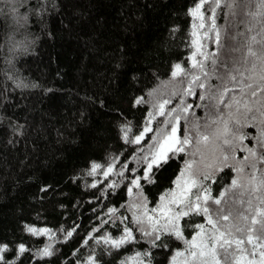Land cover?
<instances>
[{
  "label": "trees",
  "instance_id": "obj_1",
  "mask_svg": "<svg viewBox=\"0 0 264 264\" xmlns=\"http://www.w3.org/2000/svg\"><path fill=\"white\" fill-rule=\"evenodd\" d=\"M199 2L28 0L21 11L30 13L36 43L19 62L24 83L0 77V246L8 248L0 255L10 264H88L90 258L121 264L145 251L146 264H172L205 217H183L182 238L163 234L156 243L167 246L152 247L131 200L139 196L157 207L197 141L221 124L247 134L243 150L264 154L257 140L264 125L246 123L234 108L250 97L249 84L258 89L261 83V62L248 57L250 47H264V17L250 15L260 0H219L220 7L206 0L194 17L190 11ZM9 6L0 0V9ZM6 27L0 20V40ZM173 127L177 140L189 143L162 167L153 165L150 182L144 177L155 139ZM239 153L248 178L264 171V162ZM137 178L139 188L132 184ZM235 178L227 167L204 184L220 198ZM236 191L216 207L238 209L259 229L251 219L259 215L261 194ZM125 227L133 242L109 249L103 237H119Z\"/></svg>",
  "mask_w": 264,
  "mask_h": 264
},
{
  "label": "snow or ice",
  "instance_id": "obj_2",
  "mask_svg": "<svg viewBox=\"0 0 264 264\" xmlns=\"http://www.w3.org/2000/svg\"><path fill=\"white\" fill-rule=\"evenodd\" d=\"M205 2L206 0H200V2L197 3L190 11V14L194 17L198 16ZM216 7H220L219 0H216ZM213 12H215V8L213 9ZM250 15L254 18L264 17V0H260V3L257 4L256 12L250 13ZM200 18L203 17L200 16ZM201 27H203V25H201ZM261 27L264 28V23H262ZM253 40H255V37H253ZM261 43L264 45V42ZM248 57L261 62V74L259 79L264 82V47H262L260 52L254 51L250 47ZM193 66L195 67V64ZM179 71L180 65H176V71L173 72V76L175 77ZM250 71L253 73L256 71V63L254 61L251 62ZM196 79H198V77H196ZM256 87L260 89V93H264V87H260V85H257ZM248 88L250 89V95L257 98L259 107L254 108L248 103H244L245 122L248 124L264 125V120L257 117V112H259L260 116H264V100H260V93H258L256 88H253L251 84L248 85ZM239 103L240 102L238 101L237 104ZM248 113H251V116H249ZM145 131H148V129ZM236 131L238 132L239 130L237 129ZM225 132H227V127H225ZM259 132L260 135L257 137V140L258 143L261 144V147H264V127H261ZM175 133L176 128L173 127L172 135L170 137L172 144H169L167 148L161 145V150L152 154L151 160L147 164V170L145 171L144 177L150 182L152 176L149 175V173H152L153 165L157 168L162 167L164 163H167L168 160L172 158V155L185 151L184 145L189 143L188 138L185 137L182 141H176ZM246 136V133L241 132L237 137L241 141L242 147H244L242 142ZM142 137L143 134L138 136L135 142L139 143ZM202 139L206 143L209 138L207 136H203ZM197 143H199V141H197ZM224 143L228 144L229 141L225 139ZM177 144H179L178 147L176 146ZM245 150L248 152V158L254 157L257 161L264 162V154L257 156L255 150L246 147ZM169 153L172 155H169ZM230 159H234V156L230 157L229 155H223L222 159H218L214 165L206 164L205 167H211L213 170H222L224 167L228 166ZM252 167L253 169L255 168V163L252 164ZM190 169L191 165L187 164L186 173ZM236 171L239 176L241 170L237 168ZM185 174H182V182L178 181L180 188L179 194H171L172 198L170 200L168 199L169 194L161 196V205L159 209L152 210L154 213L159 211L160 216L155 221L152 217H147L149 227H141L140 229L145 236L151 237L149 241L151 246L166 247V242L160 245H157L156 243L165 233L175 234L177 238H182L179 223L181 218L189 216L190 214H203L208 225L211 226V230L206 231L203 223H199L195 226L198 230L197 236L194 237L191 242L185 241L186 245H188L186 249L187 256L192 258L191 261H186V264H219L218 256L225 260V264H232V260L237 261V264H239L240 261L245 262V264H264V171H261L258 177L255 174L251 175L248 179L246 188L239 184V180H233L232 188H226L223 192H218L220 198L212 197L209 185L201 184L197 187L196 191H192V188L196 186L197 182L194 180L184 179L183 177ZM199 174L200 172L198 170L197 175ZM211 174L212 173L205 171L203 173V178L209 179ZM152 175H154V173H152ZM132 184L139 188V178L134 179ZM237 187H241L244 191L249 193L261 194L258 196L260 202L259 215L256 216V218L251 219L252 225H256L257 222H259V229H249L241 226L238 222L221 225L219 223L221 219H223V221H229L230 218H232L235 221H240L246 219V217L240 215L239 212H235L233 209H229V211L225 213L223 208L212 209L210 207L211 203L221 205V198L225 197L226 193L231 192L232 189ZM129 191L131 192L132 189L130 188ZM189 193H191V195H189ZM193 197L195 199H193ZM225 203H227V201H225ZM233 203H235V201H233ZM248 203L251 208V199H249ZM168 204L175 205L177 207L175 209L167 207ZM143 206L144 203L141 202V207ZM253 211H257V209H253ZM213 217H215V223L213 221ZM136 223L143 225L144 220L137 219ZM103 242L108 245L109 249H119L121 246L133 242V234L128 227H125L121 236H105L103 237ZM97 243H100V241H97ZM6 251H8L7 245L0 246V253ZM24 251L25 249L23 245H21L18 252L22 254ZM44 254L49 255L50 252L45 249ZM141 255L146 257L148 256V252L145 251L144 253H137L135 257H125V259L121 261V264H129L130 260L133 264H143V261L140 260ZM177 255H182V253H177ZM229 257H231V260ZM0 262H2V264H10V262H8L2 255H0ZM88 264H96V262L90 258Z\"/></svg>",
  "mask_w": 264,
  "mask_h": 264
},
{
  "label": "rangeland",
  "instance_id": "obj_3",
  "mask_svg": "<svg viewBox=\"0 0 264 264\" xmlns=\"http://www.w3.org/2000/svg\"><path fill=\"white\" fill-rule=\"evenodd\" d=\"M238 46H239V50H240V45H238ZM252 86H253V88L255 87V85H252ZM260 87H264V82L261 81ZM246 90L248 92L250 89L247 87ZM256 90L258 93H260L259 88ZM260 100H264V93H260ZM239 102H240L239 104H237V102H235V104H234V106H235L234 108L236 110V113H238V114L240 113L239 110L244 112L243 105L245 102L254 108L259 107V103L257 101V98L252 97L251 95L248 99L243 98L242 100H239ZM233 114H235V113H233ZM235 122L239 123L238 121H235ZM225 127H227V124H221L220 126H217L213 130V132L207 136L209 139L206 143L203 141V139H200L199 143L195 144V146L193 147V157L190 160V162L188 163L191 165V169L188 170L186 173V167H185V169L182 171L181 175L178 177L177 181L175 182L173 190L170 191L169 193H167V194H169L168 195L169 200L172 198L171 194H177V195L179 194L180 188L178 185V181L182 182L181 177H182V174H185V173L186 174L183 177L184 179L194 180L197 182L196 186H194L192 188V191H196L197 187L201 184H204V181L207 180V179L203 178V173L205 171L212 173L211 176L209 177V179H213L220 171H222L223 169H225L227 167L232 168L234 170L235 177H236L235 180H239L240 185L244 186L245 188L247 187L249 178H248V175L246 174V170H245L246 165L241 159V157L243 155H239V154H241L239 152L245 153L247 156H248V152L241 148V145H240L241 142L237 138L238 137L237 134H235L232 131V129H230L228 127H227V132H225ZM171 135H172V131L168 134H163L162 136H159L155 139V147L153 150L154 153L161 150L160 149L161 145H163L165 148H167L169 144H172V140L170 139ZM175 138H176V141H178L176 134H175ZM225 139H227L229 141L228 144L224 143ZM223 155H229L230 157L234 156V159L229 160L228 166L224 167L222 170H213V168H211V167H207V168L205 167L206 164L214 165L218 159H222ZM249 160H253V159H249ZM237 168H239L241 170L239 176H238L237 171H236ZM198 170L200 172L199 175H197ZM234 190H237L236 192H239L241 197H242V194H244V192L247 193V191H244L241 187H237ZM189 195H191V193H189ZM252 195L256 196L258 194L252 193ZM233 196L234 195L232 194V197ZM193 199H195V198L193 197ZM141 202L144 203L143 207H141ZM160 205H161V200H160V203L158 204V206L155 207L154 209H159ZM239 205H240V203H239ZM167 207H172L175 209L177 206L168 204ZM210 207L212 209L217 208L216 204H214V203H211ZM129 208H130V210L132 209L134 212L135 221H137V219H143L144 220V224L141 225L142 227H149L147 217L150 216L155 221L160 216L159 211L154 213L152 211L153 209L148 208L146 206L144 200L141 199L139 196H136L135 198H133L131 200ZM223 211L225 213L228 212L226 210H223ZM234 211L238 212V209H236ZM180 221H179V223H180ZM205 221H206L204 224L205 229H206V231H210L211 226L208 225L206 219H205ZM213 221H214V223L216 222L215 217H213ZM234 222H238L241 224V226L249 228V229L253 228L249 224L250 222H247L246 219L240 220V221H235L232 218H230L229 221H223V219H221L219 221V223L221 225L228 224V223H234ZM165 234H168V233H165ZM171 235L176 236L175 234H171ZM234 235H235V233H234ZM196 236H197V234L194 237H196ZM192 239L190 240V242L192 241ZM245 239H246V237H245ZM187 247H188V245L185 246V251L181 252L182 255H179V256L176 255L175 256V258L172 261V264H186V261H191L192 258L187 256V251H186ZM218 259H219V264H225V260L222 257L218 256ZM229 259L231 260V257H229ZM140 260L143 261V264H146L145 261L141 257H140ZM129 264H133V262L130 260ZM232 264H237V261L232 260ZM239 264H245V262L240 261Z\"/></svg>",
  "mask_w": 264,
  "mask_h": 264
},
{
  "label": "clouds",
  "instance_id": "obj_4",
  "mask_svg": "<svg viewBox=\"0 0 264 264\" xmlns=\"http://www.w3.org/2000/svg\"><path fill=\"white\" fill-rule=\"evenodd\" d=\"M28 6V0H10V6L0 9V20H4L6 31L0 40V77L14 85L23 84L19 62L29 55L36 39L29 31L30 13L21 11Z\"/></svg>",
  "mask_w": 264,
  "mask_h": 264
}]
</instances>
